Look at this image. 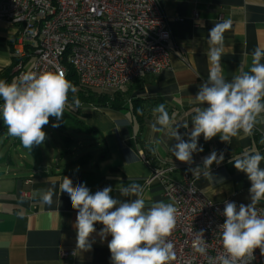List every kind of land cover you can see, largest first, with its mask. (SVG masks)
<instances>
[{"label":"crops","instance_id":"crops-1","mask_svg":"<svg viewBox=\"0 0 264 264\" xmlns=\"http://www.w3.org/2000/svg\"><path fill=\"white\" fill-rule=\"evenodd\" d=\"M159 2L174 47L168 67L158 74L144 73L126 85L121 108L82 105L80 116L88 130L79 133L87 135L88 145L74 152L72 142L67 139L65 147L59 151L60 158L68 160L64 168L43 166L41 151L36 160L27 150L23 155L29 159L20 170L6 175L0 167L3 172L0 176V264H111L108 248L111 236L101 240L98 233L103 225L100 223L95 224L97 232L90 238L95 241L91 251L60 256L61 251H73L76 247L73 224L77 211L72 208L69 195L59 192L64 176L69 177L73 185L84 184L93 192L111 186V195L121 201L136 197H123L119 189L139 183L145 206L149 208L158 201L169 203L161 182L158 179L148 181L152 168L176 166L169 177L180 180L182 172L202 168L204 158L215 150L218 158L223 154V160L219 164L214 162L207 176L189 171L196 187L213 201L230 199L250 203L251 182L233 162L244 153L264 155L261 150L264 114L258 118L253 133L247 136L241 133L230 144L221 142L219 135L210 141H205L201 135L198 146H203V152L193 153V163L189 165L172 155L170 146L175 140L166 132L153 131L152 124L158 115L153 109L163 103L173 124L180 125L179 132L187 140L196 109L206 106L199 104L195 96L200 85L208 79V31L221 20L232 21L230 30L224 34L225 50L221 58L225 79L231 81L241 71L249 70L251 54L257 47L264 49V0ZM31 53V49L21 50L18 46L16 27L0 21V74L10 66L13 55L23 59L29 67L28 62L33 61ZM184 122H188L187 129L182 126ZM140 151L148 162L140 158ZM5 157L9 160L8 155ZM260 166L264 168V161ZM53 184L57 191L51 206L43 204L39 196H33L37 190ZM257 206L264 207V201Z\"/></svg>","mask_w":264,"mask_h":264},{"label":"clouds","instance_id":"clouds-1","mask_svg":"<svg viewBox=\"0 0 264 264\" xmlns=\"http://www.w3.org/2000/svg\"><path fill=\"white\" fill-rule=\"evenodd\" d=\"M231 26V20H221L208 31L209 74L195 96L199 104L206 106L196 109L188 139L185 140L179 132L180 125L173 124V118L163 103L153 109L158 114L152 124L153 131L166 132L171 140L176 141L170 151L180 162L191 165L193 153L203 152V146H198L201 135L205 141L219 135L221 142L230 144L241 133L250 135L258 118L264 114V49L257 47L252 52L248 71H241L231 81L223 74L224 34ZM76 91L59 66H55V71L24 72L11 83L0 80V99L3 100L0 116L8 135L19 138L26 149L42 145L47 138L44 127L49 124V118L55 117L57 122L52 126L59 127L69 103L68 94ZM73 104L79 107L80 102L73 97ZM182 126L187 129L188 122ZM222 160L223 154L218 158L213 150L204 158L202 168L188 170L207 176L210 166ZM262 161L264 155L257 152L244 153L233 162L234 167L244 172L251 182L250 203L237 207L235 202L225 201L222 213L225 219L220 225L223 252L208 257V264H251L257 248L264 256V209L257 208L264 201ZM56 191L53 184L37 190L33 196H39L43 204L51 206ZM112 191L111 186H106L93 192L86 185H73L69 177H63L59 192L69 195L71 206L77 211L73 224L76 230L73 255L92 250L95 241L90 238L97 232L95 224L100 223L103 225L98 233L101 240L111 236L108 242L111 264H172L176 261L174 244L168 239L177 223L176 206L158 201L146 208L143 188L135 182L122 186L119 191L123 197L135 196L136 199L121 201L113 198ZM20 215L22 217L23 212ZM203 237V231L198 232L192 243L193 250L201 255L207 252Z\"/></svg>","mask_w":264,"mask_h":264},{"label":"built area","instance_id":"built-area-1","mask_svg":"<svg viewBox=\"0 0 264 264\" xmlns=\"http://www.w3.org/2000/svg\"><path fill=\"white\" fill-rule=\"evenodd\" d=\"M0 21L14 25L18 46L33 54L29 67L18 60L16 78L27 71H55L59 66L66 76L72 69L79 85L117 90L144 73L158 74L167 68L174 48L159 0H3ZM175 52L183 59L178 49ZM139 155L148 162L143 152ZM175 169L173 165L152 168L148 179L161 182L164 195L178 210L175 230L168 237L177 256L172 264H208V257L223 252L220 225L225 219V201H235L208 199L189 171L182 172L180 180L171 179L169 174ZM235 203L237 207L242 204ZM200 231L206 242L205 255L192 248ZM60 256H73V251L63 250ZM254 257L251 264H264L258 248Z\"/></svg>","mask_w":264,"mask_h":264},{"label":"rangeland","instance_id":"rangeland-1","mask_svg":"<svg viewBox=\"0 0 264 264\" xmlns=\"http://www.w3.org/2000/svg\"><path fill=\"white\" fill-rule=\"evenodd\" d=\"M31 64V60L28 62ZM128 86V85H127ZM127 86L122 87L117 90L110 89H98L110 94V98L122 94L123 91L127 89ZM78 88V87H77ZM85 90V89H84ZM82 107V105L80 106ZM77 108L71 103H68V106L65 108L64 112H73ZM55 117L49 118V124L44 127V131L47 134V138L42 145H39L40 151L42 153V162L44 166H50L55 168H64L68 160L62 159L59 156V151L65 147V140L69 139L72 142L74 152H77L79 149H85L88 145L87 140L89 139L86 134L81 135L78 129H63L62 128V119L59 122V127H53L52 124L56 123ZM84 136V137H83ZM13 138L9 137L6 139V134L2 133L0 135V167L2 171L6 172V175L20 170L21 166L24 165L28 156H24L25 149L18 145H13ZM8 155L9 160L5 159Z\"/></svg>","mask_w":264,"mask_h":264},{"label":"trees","instance_id":"trees-1","mask_svg":"<svg viewBox=\"0 0 264 264\" xmlns=\"http://www.w3.org/2000/svg\"><path fill=\"white\" fill-rule=\"evenodd\" d=\"M21 59L20 57L13 55L12 56V62L8 68H6L1 74L0 78L1 80H5L9 83L13 81V79L16 78L14 67L17 64L18 60ZM66 78L71 81L73 85H75L77 91L76 93L69 92L68 94V100L73 104V97L77 98L80 102L79 107H76L77 109L73 112H64V115L62 117V128L63 129H78L79 131H86L88 128L84 125V121L82 120L80 116V106L81 105H92L94 107H111V108H121L123 106V100H122V94H119L117 96L111 97L110 94L95 88H89L82 85H79L76 73L69 69ZM78 87V88H77ZM85 89V90H84ZM121 89V88H120ZM0 104H3V100L0 99ZM74 105V104H73ZM0 133L6 134V138H9L11 136L8 135L7 127L3 123L2 116H0ZM13 138V144L21 146L19 138ZM65 141H68L67 139ZM262 147V146H261ZM39 146H33V148L26 149L28 152H30L36 160H38V157L40 155ZM264 152V150H263Z\"/></svg>","mask_w":264,"mask_h":264},{"label":"water","instance_id":"water-1","mask_svg":"<svg viewBox=\"0 0 264 264\" xmlns=\"http://www.w3.org/2000/svg\"><path fill=\"white\" fill-rule=\"evenodd\" d=\"M1 175H3V172H2V171H0V176H1Z\"/></svg>","mask_w":264,"mask_h":264}]
</instances>
